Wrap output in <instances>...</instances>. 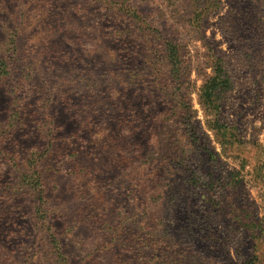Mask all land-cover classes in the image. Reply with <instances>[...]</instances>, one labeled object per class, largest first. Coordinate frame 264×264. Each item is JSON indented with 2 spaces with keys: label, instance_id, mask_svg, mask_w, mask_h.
I'll return each instance as SVG.
<instances>
[{
  "label": "rangeland",
  "instance_id": "obj_1",
  "mask_svg": "<svg viewBox=\"0 0 264 264\" xmlns=\"http://www.w3.org/2000/svg\"><path fill=\"white\" fill-rule=\"evenodd\" d=\"M0 264H264V0H0Z\"/></svg>",
  "mask_w": 264,
  "mask_h": 264
},
{
  "label": "trees",
  "instance_id": "obj_2",
  "mask_svg": "<svg viewBox=\"0 0 264 264\" xmlns=\"http://www.w3.org/2000/svg\"><path fill=\"white\" fill-rule=\"evenodd\" d=\"M221 69H222V66L220 64H218L217 70H216V75H214V77H212V82H211L212 88H214L218 84H223L222 81H219V79L221 77V75H219V74H220V72H223V71H221ZM225 86H228V84H226Z\"/></svg>",
  "mask_w": 264,
  "mask_h": 264
}]
</instances>
